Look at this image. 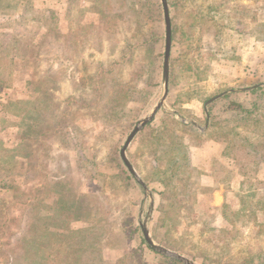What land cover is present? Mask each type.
Masks as SVG:
<instances>
[{"label": "rangeland", "instance_id": "rangeland-1", "mask_svg": "<svg viewBox=\"0 0 264 264\" xmlns=\"http://www.w3.org/2000/svg\"><path fill=\"white\" fill-rule=\"evenodd\" d=\"M166 2L165 94L162 0H0V264H264V0Z\"/></svg>", "mask_w": 264, "mask_h": 264}, {"label": "trees", "instance_id": "trees-1", "mask_svg": "<svg viewBox=\"0 0 264 264\" xmlns=\"http://www.w3.org/2000/svg\"><path fill=\"white\" fill-rule=\"evenodd\" d=\"M226 95H224L225 97ZM116 99L112 98V100H108L109 103L108 107L113 108L115 105ZM235 105V106H234ZM228 108H234L235 113L237 114H246L250 113V110L248 108H245L243 105H240L236 101H228ZM211 125H213V122H211ZM147 127H149L151 131L150 138L155 139V145H158L162 138L168 137L170 145H176L174 149L177 151L178 155L175 160H178L180 163H183V165L189 166V160H188V145L189 141L182 142L181 139L185 138L186 135L192 136L194 138H198L199 135L196 133L192 128H190L189 125L184 124L183 122L176 120L175 118L171 117L170 114L164 113L160 119V125L155 126L153 125V122L148 123ZM155 128L159 129V131L155 132ZM152 129V130H151ZM207 130H210V127L207 128ZM153 131L155 133H153ZM176 132L181 131L182 133L180 135H177ZM183 136V137H182ZM179 137V138H178ZM187 137V136H186ZM178 138V139H177ZM158 150H154V153L156 154ZM12 235H15L14 233Z\"/></svg>", "mask_w": 264, "mask_h": 264}, {"label": "crops", "instance_id": "crops-1", "mask_svg": "<svg viewBox=\"0 0 264 264\" xmlns=\"http://www.w3.org/2000/svg\"><path fill=\"white\" fill-rule=\"evenodd\" d=\"M195 101V100H193ZM206 129H204V131H206ZM224 155V147L222 146L221 141H219L218 139H207V140H201L198 144H194L191 145L188 149V160H189V164L190 166L193 165H197L198 163H200V165H205V161H208V168L207 171L202 172V177H207V176H211L212 172H213V167H212V162L216 159H218L220 156ZM235 162V159L232 160ZM234 165V163H232ZM234 172H232V175H234ZM216 174V173H215ZM231 175V174H230ZM231 181H233L232 178H230ZM244 180V178H241V180ZM232 185H230V192L234 193L235 192H239L240 188L238 189H233V187H231ZM219 188H216V192H214V195L216 198H220L221 200H214V202H212L213 205L217 206V205H221L223 203L224 197L221 196V193L218 191ZM213 199V197H212Z\"/></svg>", "mask_w": 264, "mask_h": 264}, {"label": "water", "instance_id": "water-1", "mask_svg": "<svg viewBox=\"0 0 264 264\" xmlns=\"http://www.w3.org/2000/svg\"><path fill=\"white\" fill-rule=\"evenodd\" d=\"M162 4H163V9H164V19H165V23H166L165 52H164V63H163L164 85H165V94H166L167 83H168V64H169L168 58H169L170 44H171V25H170V19H169V13H168V7H167L166 0H162ZM163 99H164V97L161 99L160 103H162ZM156 109H157V107L155 109H153V111L146 118L142 119L141 122L133 128L131 133L126 138L122 148L120 149V155H121L125 165L133 173H134V170H133L131 164L129 163V161L126 157V148L129 145L132 138L135 136V134L140 130V128L143 127L149 120L152 119V117L154 116V114L156 112ZM147 241L150 242V240H148V238H147Z\"/></svg>", "mask_w": 264, "mask_h": 264}]
</instances>
